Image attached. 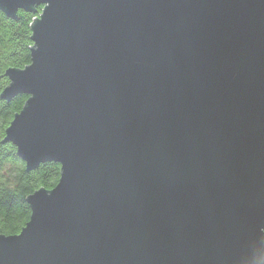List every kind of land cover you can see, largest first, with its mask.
I'll return each instance as SVG.
<instances>
[{"label":"water","instance_id":"95a60500","mask_svg":"<svg viewBox=\"0 0 264 264\" xmlns=\"http://www.w3.org/2000/svg\"><path fill=\"white\" fill-rule=\"evenodd\" d=\"M38 7L4 141L62 174L0 264H264V0Z\"/></svg>","mask_w":264,"mask_h":264},{"label":"trees","instance_id":"16d2710c","mask_svg":"<svg viewBox=\"0 0 264 264\" xmlns=\"http://www.w3.org/2000/svg\"><path fill=\"white\" fill-rule=\"evenodd\" d=\"M18 11L9 17L0 10V236H16L30 222L32 210L29 196L45 189L51 192L61 178V166L51 162L40 165L38 170L27 173L26 164L19 157L16 146L6 143V131L20 114L29 99L18 95L12 101L2 99V93L10 86L8 70H24L32 63L31 23L42 13Z\"/></svg>","mask_w":264,"mask_h":264}]
</instances>
